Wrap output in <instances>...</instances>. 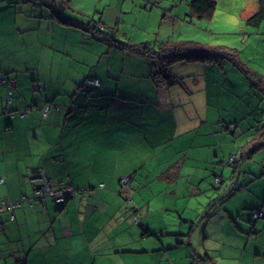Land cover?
<instances>
[{"label":"crops","instance_id":"obj_1","mask_svg":"<svg viewBox=\"0 0 264 264\" xmlns=\"http://www.w3.org/2000/svg\"><path fill=\"white\" fill-rule=\"evenodd\" d=\"M68 1L65 14L83 26L59 22L31 0H0V75L16 77L0 84V197H32L37 173L56 185L68 177L74 187L88 189L66 203L72 216L48 199L32 207L24 202L13 220L2 213L0 264H264V194L258 193L264 188V161L254 159L264 152V20L246 21L256 1L242 8L245 22L236 21L238 31H225L242 45L223 44L238 50L241 67L225 58L180 60L164 69L175 79L169 84L147 51L128 45L146 43L157 50L181 41L171 42L170 34L166 41L140 39L144 29L136 27L154 13L158 28L176 19L193 21L199 17L191 13L190 0L181 14L173 0H164L163 7L159 0ZM98 24L109 34L99 31L106 39L85 29L96 31ZM89 75L102 86H84ZM251 142L261 145L231 180L232 168L224 160L237 158ZM209 171L218 188L224 182L236 188L215 216L200 214L208 193L200 181L206 183ZM142 172L166 181L155 189L166 192L163 201L152 203L158 199L149 184L144 205L133 198L125 208L140 226L131 232L128 217L120 216L108 231H93L97 204L107 209L113 203L121 212L123 203L108 199L120 194V177L134 187L148 184ZM249 190L256 194L246 202L225 205L236 191ZM167 194L174 197L167 201ZM182 195L195 198L178 204ZM255 208L263 215L251 220ZM79 245L82 250H74Z\"/></svg>","mask_w":264,"mask_h":264},{"label":"rangeland","instance_id":"obj_2","mask_svg":"<svg viewBox=\"0 0 264 264\" xmlns=\"http://www.w3.org/2000/svg\"><path fill=\"white\" fill-rule=\"evenodd\" d=\"M163 1L164 0H159L161 7H163ZM173 1L176 4L174 9L177 11V13H179V14L186 13L184 10L188 6V4H187L188 0H173ZM247 1L248 0H216V10H215L214 15L211 19L196 18V17L193 19V21H183L182 19H176L173 22L165 23L160 28H158V25L156 22L157 21V15H155V13H154L151 16L149 22H147V23H142V22L139 23L138 22V24H137L138 27H136V29H138V30L144 29V34H142L140 36V39H154V38L158 39V38L162 37L158 41H166L164 37H166V35L170 34L171 35V42L176 41L178 39H182L185 41L188 39H193V40H199V41L205 42V43H213V44L221 43V44H226V45H229L231 43H236L237 45L242 46L238 41L233 42L232 35H228V33H226V32L231 33L232 31H238L239 26L237 25L236 21H241L242 23L245 22L241 18L240 13L242 11V8H244L246 6ZM0 5H2L1 2H0ZM154 11H156V10L154 9ZM93 23L94 22H92V24ZM125 27H126V24L121 23L120 29H119V34H120L121 40H125V38L123 36V32H124ZM146 31H149V33H147ZM41 70L46 71L47 69H46V67L42 66ZM226 147H228L227 143H225V149H227ZM255 154L256 155L254 156V159L259 160V161H262V160L264 161L263 150L262 151L259 150ZM228 161H229V159L227 156V158L224 160L223 163L226 164ZM149 163H150L149 164L150 166L153 165V160L150 161ZM247 164L248 163H246V165ZM252 164H254V163H252ZM246 168H247L246 171L250 170L249 165ZM220 171H221V168L219 167L217 170V173L222 174V172H220ZM91 173L95 174L97 177L96 172H91ZM142 174L145 176V178H147L146 181L148 184L140 186V188L137 186L134 187V184L131 186L129 183L126 186L121 185L118 188V189H121V190H119V191H121L120 194H116L114 197H110L108 199V201H110L114 198H117L118 200H120L123 203V207H122L121 212H115V210H114L115 205L113 203H111L107 209H104L105 207L101 206L100 204H97V209L94 213L95 220H96V223H95L96 227L94 229H92L93 231L98 232V233H104V232L108 231L110 229V227L115 223L114 221L116 219H118V217H120V216H122V217L127 216L128 217L129 222H130L129 224H131V226H129V228H128L129 231H131L133 229L135 230V228L138 225L140 226L141 220L139 223H137V221H135L134 215H131V210H128L126 212L125 208H126V206H128L129 201H130L131 205L133 204V198H135L137 200L138 205L143 206L144 205V202L142 200L143 194L144 193H145V195L149 194L150 191H149V188H147V186L149 184H151V187L155 193V196L158 199L152 203L156 204V203H160L163 201V198L165 197L166 192L161 191L159 193L158 192L159 190H155V189L158 187V184H160L159 188L163 189L166 181L165 180H163V181L156 180L153 177V174H148L145 172H142ZM207 174H208V180L206 181V183H205V178H203L200 181V183H202L204 186L206 185L207 189H208L207 199L205 200L204 197H202L203 203H202V207H201L202 211L200 212V214L202 215L204 213V211H206L208 209L211 211L212 216H215L216 214H218L219 207L221 206L222 202L217 201L215 204H216V206H218V208H215L214 205H210L211 198L218 196L220 193H223L229 187H232L235 185H225V182H224L223 188L220 189V188H218L219 186L216 185L217 182L215 180V176L210 171L207 172ZM253 174L255 175V173H253ZM224 177H226V172L224 173ZM243 177L245 179V175ZM185 178H186V176L184 174H182V176L180 177L181 181H184ZM260 181H261L260 179H257L253 182V184L254 185L258 184ZM119 185H120V183H119ZM186 185H187L186 190L191 187L190 183H187V181H186ZM178 188H179V190L182 189L181 182L178 183ZM167 191H169V190H167ZM235 193L228 200H226L225 205H227L228 207H231V205L233 204V200L236 202H246L248 200L249 194H250V196L256 194V192L253 190H249V193L247 191H245V192L238 191L236 194ZM258 193L263 195L264 194V188L263 187L260 188L258 190ZM126 196L129 199H125ZM173 197H174L173 194H167L166 195L167 201L172 199ZM194 198H195V195H192V196L182 195V196H178V198H176V201H178V204H183V203L192 201ZM67 210H68V214L70 216H72L71 215L72 211H69L68 207L65 208L63 213H66ZM220 212H221V214H224L222 210H220ZM140 213H142V212H140ZM196 213H197V211H196ZM6 214L8 215V213H6ZM160 215L162 217L165 216L162 213ZM176 215H178V214H176ZM137 217H139V216H137ZM203 221L204 220H202L201 222H203ZM134 226H136V227H134ZM131 232H129V235ZM91 234L93 235L94 233H91ZM152 236L153 235H149L146 238H148V240H153ZM164 238H166V237L164 236ZM138 243H139L138 241L134 242V244H136V245H138ZM74 250L81 251L82 246L79 245ZM70 251H71V249H70Z\"/></svg>","mask_w":264,"mask_h":264},{"label":"trees","instance_id":"obj_3","mask_svg":"<svg viewBox=\"0 0 264 264\" xmlns=\"http://www.w3.org/2000/svg\"><path fill=\"white\" fill-rule=\"evenodd\" d=\"M9 1L13 2V0H9ZM21 1H25V0H21ZM31 1L32 2L34 1L35 3L40 4V5H45L46 8L49 9L51 17L56 19L59 22L66 23L69 25H79L80 24L79 26H83L80 23V21L75 20L71 16H68L65 14L64 12L65 9L67 7H70L68 0H31ZM255 1L257 3L256 8L251 14H249V16L246 19L248 23L253 24V25L264 20V0H255ZM189 7H190L191 13H193L195 16L199 18H211V16L214 13V10L216 9V1L215 0H190ZM95 27H96V31L89 29L87 27L85 29L86 31H89V33H91L94 36H100L101 38L106 39V36L102 37L99 34V31L102 32L101 29H103V26L98 24ZM102 33H106V32L103 31ZM106 34L109 35L108 33ZM113 37L114 36L111 35V38ZM128 46L130 47V49H133V50H136L142 53H145L147 51L146 53L152 57V64L153 63L158 64V70L160 73L159 76L164 77L167 80L168 84L175 81V79L171 77L170 75L166 74L164 69H166V66L169 65L170 63L180 61V60H184V61L199 60L202 62H211V61H215V60L218 61L220 59L225 58L235 63V65L241 67V65L238 64L239 63L238 50L233 47L225 46L223 44L211 45V44H205V43H201L196 40L190 39L186 41L181 40L179 42H173L169 44L162 43V45L158 46L157 50L153 49L151 46L147 45L146 43L140 44V45L131 44ZM89 76H93V75H89ZM89 76H86V77H89ZM83 85L91 86V85H85L84 80H83ZM259 145H261V143L255 144L254 142H251V144L249 146H246L244 150L240 153V156H237L236 158V155H233L232 159H230L232 157L230 156L229 161L227 163L232 168V171L229 176L231 180L233 178H236L237 173H239L240 164L242 160L246 159L253 150L258 148ZM33 176H34L33 178H39V177L46 176V175L42 173L41 174L37 173V174H33ZM119 181L121 182V177ZM32 182H33L32 183L33 195H31L32 197H27L26 195H23L21 199L18 201L10 200L12 203V206H7L3 211H0V215L2 213H8L9 218L13 220L15 218L14 210L18 207H21L24 202H27V204L32 207L35 202H40L41 205L42 203L45 204V201L47 199L50 200L52 203H55L54 204L56 205L55 209L62 210L66 207V203L68 202L69 198H72L73 196L79 193L84 194L86 190L88 189V187L76 188L74 187V185L71 184L72 190H65V189H61V187H63L61 186L63 185V183H61L60 188H59L61 189L59 192V195L61 198H57V195L56 196L48 195V194H45V192L43 191L41 192L43 196L38 195L36 192L40 188L39 183L35 184L38 181L36 182L32 181ZM64 187L66 188L67 186H64ZM235 189L236 188H233L232 186L226 189L223 193H220V195L214 197L211 202L212 205H214L215 208H218V206H216L215 203L217 201L222 202L227 196L232 194ZM3 198L4 197H0V200ZM125 199H129V198H127L126 196ZM43 210H44V207H43ZM255 210L261 211L262 214L260 216L254 217L253 212ZM210 214H211L210 210H206L203 213L204 216H208ZM10 215H12V217ZM262 215H263L262 209L256 208V209L251 210L250 218L251 220H254L258 217H261Z\"/></svg>","mask_w":264,"mask_h":264},{"label":"built area","instance_id":"obj_4","mask_svg":"<svg viewBox=\"0 0 264 264\" xmlns=\"http://www.w3.org/2000/svg\"><path fill=\"white\" fill-rule=\"evenodd\" d=\"M15 81V78L9 77L7 75H1L0 76V84H10L13 83ZM84 84L85 85H91V86H101L102 85V81L95 77V76H89L86 77L84 79ZM12 93L11 89L8 90V94L10 95ZM10 99V96H8V100ZM44 113H47V107L44 109ZM233 125H231L230 127H227V129H230V131L233 129ZM233 156L230 158L232 159ZM32 181H38L35 184L39 183V189L37 190V194L43 196V194H41V192H45V194L48 195H52V196H56L57 198H61L59 195V192L61 189H65V190H72V185L70 183V178H65L64 180H61V183H63V187L60 188V181L58 185L53 184V181L51 180V178H48L46 176H42L39 178H33ZM0 182H3V178H0ZM121 183L123 184V186H126L129 183V178L127 176H123L121 178ZM64 186H67L66 188ZM7 206H12V203L9 199L3 198L0 200V211H3ZM262 214L261 211L255 210L253 212V216H260ZM12 217V215H10Z\"/></svg>","mask_w":264,"mask_h":264},{"label":"clouds","instance_id":"obj_5","mask_svg":"<svg viewBox=\"0 0 264 264\" xmlns=\"http://www.w3.org/2000/svg\"><path fill=\"white\" fill-rule=\"evenodd\" d=\"M2 75H6V74H2ZM0 76H1V75H0ZM7 76H8V75H7ZM9 77H10V76H9ZM95 77H96V76H95ZM13 78H15V80H16V77H13ZM84 79H85V78H84ZM14 82H15V81H14ZM4 84H6V83H4ZM101 86H102V85H101ZM96 87H99V86H96ZM9 89H11V91L13 90L11 87H9L8 90H9ZM11 94H12V93H11ZM11 94H10V95L8 94V96L11 97ZM8 96H7V99H8Z\"/></svg>","mask_w":264,"mask_h":264}]
</instances>
